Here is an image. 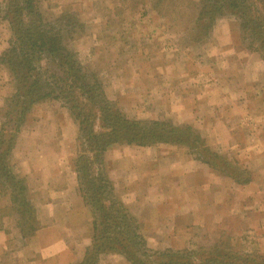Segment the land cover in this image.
<instances>
[{
  "label": "rangeland",
  "instance_id": "374dc122",
  "mask_svg": "<svg viewBox=\"0 0 264 264\" xmlns=\"http://www.w3.org/2000/svg\"><path fill=\"white\" fill-rule=\"evenodd\" d=\"M4 1L0 0V56L9 48L8 41L11 38L9 23L3 20ZM253 2L256 0H247L246 4ZM40 6L45 19L52 23L60 20L61 25L64 26L70 20L74 29L71 33L63 34V45H66L68 51L73 55L76 54L75 59L82 72L87 76L88 85L95 87L92 90L94 95L103 93L108 100L115 104L114 117L131 122L154 121L172 126L190 125L199 131L207 145L225 160L226 167L228 163H231L236 166L239 172L247 173L243 179L249 180V183L237 184L228 176L204 164L217 178L222 177L227 180L226 183H217L219 187L217 191L221 193L222 202L229 201L230 205L234 206L237 203L241 204V201L244 200V205L249 207L248 211L240 208L232 209V213L226 215L224 222L222 221L220 224L219 219L215 220V217H210L211 220L202 218L201 228L196 231L194 240L169 242V244L173 243L170 247H163V242L149 240L143 231L142 224L136 218L140 226V235L146 243L145 248L152 253L171 251L187 254L191 263L195 264H203L212 253L228 254L222 264L260 263L264 259V167L260 163L261 153L264 154V130L255 134L249 127L254 119L261 117L257 112L262 113L260 122L264 123V108L259 104H253V108L257 109L254 113L258 116L244 119L245 123H248L246 132L250 138L249 141L246 144L244 142L242 148L234 146L233 149H225L218 146L212 147L208 142L210 131L204 132L203 129L195 127L192 124L193 118L188 113L180 114L179 111H175L176 105L178 102L181 103L183 95L179 89L173 97H167L172 94V88L181 85L191 88L194 84L197 86L195 89L199 87L200 90H218L221 86L218 84V80L226 81L228 77L225 76H228L231 70L226 69L225 65H220L219 69L215 65H210V57L206 52L212 54L215 51L221 58L228 56L229 53L237 56L243 55V53L244 55L258 54L254 52V48H260V38L250 31L244 33L241 28L240 16L232 11H226L222 15L217 13L211 21L210 31L205 30L204 21H197L200 13H204V0H40ZM224 28L227 30V42L231 43L229 45H222L221 43L226 41L218 38L223 35ZM203 39L204 42H201L200 40ZM260 59L264 63V59L262 57ZM208 64L214 71L211 75L206 73ZM188 73H194L198 75V78L182 79L184 75L176 77V74ZM55 87L57 90L53 95L33 106L22 124H19L21 127L16 133L17 124L12 122L11 117L7 115L8 111L13 109L11 99L16 93V85L10 70L0 64V140L4 142L6 148H12L11 154L4 156L3 164L12 165L13 174L24 180L23 185L28 189L29 200L36 213L35 220L29 218L30 216H19L14 211L15 203L12 202V194L0 192V264L7 263V258H1L2 255L9 257L12 253V256L20 254L19 252L23 251L34 239L41 226L33 203L34 196L29 188L30 182L20 171V159L28 150V157H26L28 160L23 162H26L25 164L29 167L31 165L33 168L36 167L35 155L40 150V145H43L44 150L42 151L45 152L52 146L48 142H54L52 137L56 141H60L59 130H62L60 124H64L66 118L71 122V129L75 130L73 144L70 146L71 149L74 148L75 152L73 167L75 169L76 165L80 169L81 188H86L82 192L78 182V190L85 204L88 206V201L93 206V209L90 204L88 206L93 222L96 218L105 216L101 209L109 204L110 199L112 200L110 196L123 203L121 197L116 196L118 194L113 182L105 171L103 165L105 151L119 148L120 150L129 149L130 152L155 149L156 152L157 148L161 152V148L175 147L188 151L189 155L200 162L196 155L187 148L168 144L149 146L127 144L129 139L120 135L122 141L110 143L101 156H96L100 174L107 175L111 182L112 192L110 189H99L97 183H91V174L96 172L95 167L90 164L91 155L95 156L93 149L98 140L104 143L113 140L109 136H100L104 132L108 134L112 130L107 128L108 126L112 127L108 118L111 112L102 110L99 113H94L95 109H91L87 104L86 97L79 91L72 93L68 91L70 89L63 81L60 84L57 83ZM129 87L137 91L149 89L152 93L147 99L145 92L138 94L135 100L129 96L124 98L122 92H127L128 95L133 94V90H128ZM239 87H243V84H239ZM155 93L162 95L157 97ZM153 94L155 95L151 99ZM206 105L209 106V101ZM223 105L230 106L225 103ZM17 107L19 111V106ZM225 107H221L223 109L220 111L221 116H224V111L234 114ZM18 111H16L15 117L18 115ZM78 113L82 114L80 118ZM241 115L243 118L245 117L244 113ZM237 117L238 115L230 122L238 125L240 121L237 120ZM85 118H88L89 121ZM40 121H47V123L36 126V123ZM236 132L238 134L242 131ZM256 136L258 137L255 138ZM259 138L261 145L257 146L255 141ZM11 145L13 146L10 147ZM64 152L66 151H62V153ZM255 155L260 156L259 162H256L257 156ZM78 158H80L79 161ZM75 171L78 180L77 170L75 169ZM228 182L232 183V190H228ZM162 183L163 186L168 187V190L173 187L172 179L163 178ZM43 184V181H39V188ZM225 188L227 191L224 190ZM236 188L245 189V191L236 190ZM123 205L125 204L123 203ZM127 212L130 213L128 208ZM247 212L249 216L245 221ZM28 222H34L35 230L31 236L25 238L20 232V224L27 226ZM98 222L103 221L99 219ZM1 223L5 225H1ZM97 225L98 229L102 228L99 224ZM17 234L22 237L19 242ZM94 235L93 225L92 243L87 250L93 246ZM114 246L119 249L118 244ZM110 255L120 256L125 264H131L122 253L110 252L101 253L96 264H99L101 257ZM10 258L9 264H13L15 259ZM15 264H19V262L17 261Z\"/></svg>",
  "mask_w": 264,
  "mask_h": 264
},
{
  "label": "crops",
  "instance_id": "0c3cea01",
  "mask_svg": "<svg viewBox=\"0 0 264 264\" xmlns=\"http://www.w3.org/2000/svg\"><path fill=\"white\" fill-rule=\"evenodd\" d=\"M218 38L226 41L221 43L222 45L231 44L227 42L225 28L223 35ZM206 53L210 57V65H215L217 69L225 65L226 69L231 70L230 74L225 76L228 77L227 80H218V84H221L218 90H200L199 87L195 89L197 86L194 84L191 90L192 87L181 85L172 88V94L167 97H173L179 89L183 95L175 111L180 114L188 113L193 118L192 124L195 127L203 129L204 132L210 131L208 142L212 147L242 148L243 143L246 144L250 139L246 132L248 123L246 124L244 119H252L259 114L261 117L254 119L249 128L255 134L264 130V123L260 122L262 113L255 114L257 109L253 108V104L264 108V63L255 53H243L238 56L229 53L223 58L215 51L212 54ZM206 71L210 75L214 73L209 64ZM179 75H184L182 79L198 78L194 73L176 74V77ZM239 84H243V87H239ZM128 90H133V94L122 92L123 97L129 96L133 100L138 94L145 92L147 99L152 93L149 89L137 91L129 87ZM156 95L160 97L162 94ZM208 101L209 106L206 105ZM223 103L230 106L225 107ZM221 107L229 108L234 114L224 111V116H221ZM242 113L245 114L244 118ZM236 115L240 121L238 125L230 122ZM45 123L47 121H40L36 126ZM60 125V141L52 137L54 142H48L52 146L45 152L42 151L43 145H40V150L35 155L36 167L25 164L28 160V150L24 158L20 159V171L30 182L29 188L34 196L33 203L41 226L34 239L19 252L20 254L9 255L15 259L13 264L17 261L19 264H80L92 243L93 220L79 193L77 174L73 167L75 152L70 146L73 144L75 130L71 129V122L67 118L64 124ZM236 131L242 132L237 134ZM255 144L261 145L260 138L256 139ZM161 149V152L157 148L156 152L155 149L130 152L129 149L112 148L105 151L103 156V165L113 182L118 194L116 196L121 197L130 214L140 221L149 240L163 242V247L172 246L173 243L169 242L194 240L196 231L201 228L202 218L211 220L210 217H215V220L219 219L220 224L224 222L226 215L232 213V209L248 211L249 207L244 205V200L234 206H231L229 201L222 202L217 183H226L227 180L217 178L208 167L189 155L188 151L175 147ZM259 158L260 156L256 157V162H259ZM260 163L264 167L263 153ZM163 178L172 179L171 190L163 186ZM39 181L44 182L41 188L38 186ZM228 183V190H232V183ZM224 190L227 191V188ZM236 190L245 191L241 188ZM248 216L247 212L245 221ZM16 237L18 242L22 240L18 234ZM9 257L1 256L3 259L7 258L6 264L10 263ZM99 264L125 263L122 257L110 255L101 257Z\"/></svg>",
  "mask_w": 264,
  "mask_h": 264
},
{
  "label": "trees",
  "instance_id": "16d2710c",
  "mask_svg": "<svg viewBox=\"0 0 264 264\" xmlns=\"http://www.w3.org/2000/svg\"><path fill=\"white\" fill-rule=\"evenodd\" d=\"M246 1L204 0V13H200L197 21L203 20L205 30L210 31L211 21L217 13L222 15L226 11L234 12L240 16L243 32L250 31L260 38V48H254V52L264 59V0H256L252 4H246ZM3 12V20L7 21L10 26L11 38L8 41L9 48L0 56V64L10 70L16 85V93L11 99L13 109L7 113L11 117V121L17 124L16 133L21 127L19 124H22L33 106L53 95L57 90L55 85L63 81L70 89L68 91L71 93L79 91L86 97L87 104L91 109H95L93 110L94 113H99L102 110L111 112L108 118L112 127L108 126L107 128L112 130L108 134L104 132L100 136H109L113 140L107 141V143L98 140L93 149L95 156L91 155L90 164L95 167L96 171L95 174L94 172L91 174V183H97L99 189H110L112 192L111 182L107 175L100 174L96 156H101L110 143L122 141L121 137L129 139L127 144L138 146L168 144L187 148L196 155L201 163L221 174L223 173L237 184L249 183V180L243 179L247 173L239 172L236 166L231 163H228L227 170L225 160L213 151L199 131L190 125L172 126L154 121L131 122L114 117L115 104L108 100L103 93L94 95L92 90L95 87L88 85L87 76L82 72L78 61L75 59L76 54L73 55L72 52L68 51L66 45H63V34L71 33L74 29L70 20L62 26L60 20L52 23L45 19L40 0H5ZM200 41L204 42V39ZM17 106H19V111ZM16 111H18V115L15 117ZM81 116L82 114L78 113V117ZM85 119L89 121L88 118ZM83 122L85 123V120ZM11 149L6 148L4 142L0 140V192L12 194V202L15 203L14 211L19 216H30L29 218L35 220L36 213L29 200L28 189L23 185L24 180L13 174L12 165L3 164L4 156L11 154ZM75 169L78 173L80 190L83 192L86 188H81L80 169L76 165ZM110 198L112 200L108 201L107 208L101 209L105 216L102 215L93 222L94 243L92 248L87 250L84 260L80 264H96L101 253L109 252L122 253L131 264H195L191 263L187 254L171 251L152 253L145 248L146 243L140 235V226L136 218L127 212V208L120 200L113 196ZM87 204L88 206L90 204L93 209L91 203L87 201ZM99 219L103 222L99 223ZM97 224L102 228L98 229ZM34 230V222H28L27 226L20 224V232L25 238L31 236ZM116 244H118L119 249L115 248L114 245ZM227 256L228 254L212 253L203 264H222ZM243 256L248 257L249 255ZM258 264H264V259Z\"/></svg>",
  "mask_w": 264,
  "mask_h": 264
}]
</instances>
